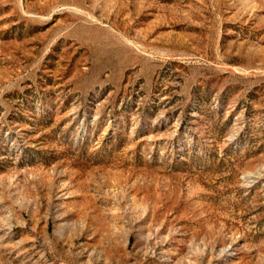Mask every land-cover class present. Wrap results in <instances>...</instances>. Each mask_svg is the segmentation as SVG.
I'll return each mask as SVG.
<instances>
[{
	"label": "rangeland",
	"instance_id": "obj_1",
	"mask_svg": "<svg viewBox=\"0 0 264 264\" xmlns=\"http://www.w3.org/2000/svg\"><path fill=\"white\" fill-rule=\"evenodd\" d=\"M0 264H264V0H0Z\"/></svg>",
	"mask_w": 264,
	"mask_h": 264
}]
</instances>
